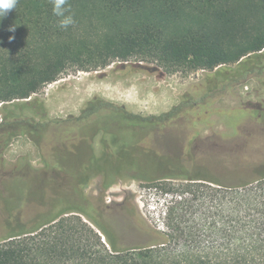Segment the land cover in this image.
Segmentation results:
<instances>
[{
	"label": "trees",
	"instance_id": "1",
	"mask_svg": "<svg viewBox=\"0 0 264 264\" xmlns=\"http://www.w3.org/2000/svg\"><path fill=\"white\" fill-rule=\"evenodd\" d=\"M69 4L75 24L67 29L58 27L51 0H19L16 9L0 20V47L12 48L0 53V102L12 107L0 120V161L17 128L36 127L42 131L37 146L43 162L37 176L38 198L22 197L6 209L0 190V264H264V111L212 105L242 77L264 83V0H69ZM13 26L15 30L9 31ZM131 57L156 61L168 71L208 70L195 96L188 91L180 105L148 122L163 128L172 139L173 158L178 161L171 165L175 174L193 171L197 178L189 180L211 183L186 185L203 187L187 191L200 201L196 208L199 233L192 232L190 214L186 217L192 207L189 199L183 200L178 212L176 206L167 207L172 233L197 236L175 247L115 249L102 227L110 248L81 241L79 234L85 227L79 229L71 224V217L63 215L87 213L88 203L89 210L96 207L80 191L87 181L74 180L55 192L46 181L59 170L84 174L86 164L70 171L61 157L59 164L53 160L51 149L58 140L54 127L64 132L58 137L62 143L69 138L63 120L37 123L19 113L31 108L44 117L42 100L30 96L56 80L67 66L96 70ZM95 108L97 104L90 101L85 110ZM215 113L227 119L226 129L215 131L212 142L202 148L196 125ZM133 117L138 118L128 114L112 119L128 122L124 129L134 134ZM122 166L97 165L92 170L123 172ZM10 177L9 181L27 175L12 170ZM65 189H73L76 204L63 205Z\"/></svg>",
	"mask_w": 264,
	"mask_h": 264
},
{
	"label": "rangeland",
	"instance_id": "2",
	"mask_svg": "<svg viewBox=\"0 0 264 264\" xmlns=\"http://www.w3.org/2000/svg\"><path fill=\"white\" fill-rule=\"evenodd\" d=\"M11 49L0 47V53H6ZM207 72L208 70L205 69L188 68L168 71L156 61L131 57L127 61L114 60L96 70L67 66L56 80L44 84L37 92L31 94V98L37 97L42 100L46 115L43 117L31 108H24L19 113L33 117L37 123L47 119L58 120L77 116L91 101L97 104L95 109L101 112V117L95 123L88 124L89 129L82 128L80 133L85 136L94 131L96 133L94 147L97 150L100 148L98 137L104 132L103 126L110 129L115 137L116 135L121 137L120 146H117L113 152H101L95 158V162H90V150L86 141L83 142V140L74 151L60 155L70 171H73V167L77 164L80 167L79 162H87L83 170L86 174L91 172L93 167L101 166L106 162H111L106 165H124L121 167L123 177L113 182L108 188H103V182L99 177L89 179L81 186L82 194L97 207V210L92 213L94 222L77 211L63 215L71 217L73 220L71 224L79 229L82 225L85 227V230H81L79 234L81 241L90 242L98 248H101V244L110 248L103 230L108 233L115 249L156 244H165V246L170 244L175 247L184 243L185 239L197 238V236L185 238L184 235L172 233L169 228L167 207L176 206L174 211L178 212L183 206V200L189 199L192 207L190 212L186 213V217L190 214L192 232L199 233L201 219L196 208L200 201L193 200L192 195L187 191L197 187L201 190L203 187L186 185L189 182H202L205 186L207 184L211 186V183L189 180V178H197L193 177V171L175 174L176 168L165 164L163 158L160 162H153L154 156L151 155V150H140L134 144V140L136 136L143 135L149 130L150 120L153 118L155 120L174 106L180 105L188 91H194L195 96V92L201 90L199 85ZM212 105L223 109L250 106L264 111V83L259 79L242 77L221 96L216 97ZM11 108L9 104L0 102V120ZM128 114L138 117L132 118L136 126L133 135L124 129L129 125L128 122L123 120H118L117 123L109 122L113 120L112 118L123 119ZM141 119L145 120L140 121ZM226 121V118L215 113L207 122L197 124L196 126H200L198 129L201 130L199 146L204 148L208 141L212 142L210 137L215 134V131L225 130ZM93 127H95L94 130L90 129ZM41 133L42 131L36 127L17 128L3 151L0 161V190L1 195H4L7 200L6 209L16 206L22 197L38 198L41 194L39 192L41 183L37 176L41 175L43 162L36 146ZM148 143L160 150L166 151L165 149L168 148L174 152L172 139L167 134L164 137L150 138ZM12 170L23 173L27 177L21 179L13 177L9 181ZM66 170H68L67 167ZM62 173L61 177L46 181L50 191L55 192L73 183L69 174ZM205 188L210 192V189ZM72 193L73 189L64 190L63 194L66 198L63 205L77 203L71 197ZM87 206L86 204L85 207L89 210ZM118 209H121L122 213L107 216ZM103 214L106 216L103 217ZM208 221L209 218H207V224ZM204 239L209 241L210 236Z\"/></svg>",
	"mask_w": 264,
	"mask_h": 264
},
{
	"label": "flooded vegetation",
	"instance_id": "3",
	"mask_svg": "<svg viewBox=\"0 0 264 264\" xmlns=\"http://www.w3.org/2000/svg\"><path fill=\"white\" fill-rule=\"evenodd\" d=\"M240 81V80H239ZM101 112L99 111H91V110H82L79 112V114L77 116H68L66 118H62V119H54L53 122L57 123V122H61L63 120V122L66 123V125H64V129L68 128L69 129V138L66 142L62 143V138H58L61 137L62 133H64L62 130L59 131V128L54 127L56 129H58V131H56L55 129V142H53V148L51 149V156L53 157V160H55V162H57L59 164V159L60 156H58L59 152L63 153L62 151L64 150H73L74 149V145L76 144H80L83 140L86 141L85 143L87 144L89 150H90V162H95V158L103 151H111L113 152L117 146H120V140L121 137H119L118 135H116L108 128L104 127V132L101 134L100 137H98V143L100 145V148L97 150L94 147V141L96 138V133L94 131H91V133H89L88 135H83L80 133V130L82 128H88V124L91 125L90 123H95L101 116H100ZM109 122H116V120H110ZM89 129V128H88ZM92 130L95 129V127L90 128ZM148 131L145 132L143 135H138L135 137V141L134 144L136 145L137 148H139L142 151H149L151 150V155L154 156V161H158L160 162V159H164V163L167 165H174L177 164L178 161L176 159L173 158V152L170 151L168 148L164 150H160L158 148H155L153 146H150L148 143V140L150 138H154V137H159V136H163L167 133L165 132V130L163 128H160L159 126H157V124L155 126L151 125L150 127H148ZM163 131H162V130ZM130 135H133L132 133H129ZM122 144V143H121ZM37 146V145H36ZM151 148V149H150ZM38 152H39V156L41 157V152L37 146ZM42 160V157H41ZM152 162V163H153ZM163 162V161H162ZM86 164L87 162L83 161V162H79V164ZM107 163H111V162H106L103 165H106ZM122 172H113V173H107L106 171L99 169V170H92L89 173H85V174H76V175H72L69 174L71 177V181L74 180H86L88 181L89 179L95 178V177H99L100 181L102 182H108V185L105 186V184L103 183V188H108L112 185L113 182H115L116 180L120 179L121 177H123ZM63 175L62 171H56L55 173H53V179L61 177ZM82 175H84L82 177ZM130 175V174H129ZM125 176V175H124ZM128 176V175H127ZM132 176V175H130ZM88 201L92 204H94L89 198ZM88 205H91L88 203ZM92 206V205H91ZM88 207V206H87ZM97 210V207H94V209H90L88 210L89 212L84 213V215L89 218L92 221H95L94 217L92 216V213L95 212ZM122 213V210L118 209L117 211H113L111 213H109L107 216H111L117 214V213ZM103 217L106 215H102Z\"/></svg>",
	"mask_w": 264,
	"mask_h": 264
},
{
	"label": "clouds",
	"instance_id": "4",
	"mask_svg": "<svg viewBox=\"0 0 264 264\" xmlns=\"http://www.w3.org/2000/svg\"><path fill=\"white\" fill-rule=\"evenodd\" d=\"M19 0H0V20H3L7 14L15 10ZM52 12L58 18V27L67 29L69 26L75 24V14L71 10L69 0H51ZM14 26L9 31H14ZM13 37H9V40Z\"/></svg>",
	"mask_w": 264,
	"mask_h": 264
}]
</instances>
